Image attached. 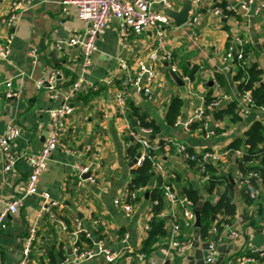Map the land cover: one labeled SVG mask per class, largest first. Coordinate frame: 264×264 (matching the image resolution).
<instances>
[{"label": "crops", "instance_id": "crops-1", "mask_svg": "<svg viewBox=\"0 0 264 264\" xmlns=\"http://www.w3.org/2000/svg\"><path fill=\"white\" fill-rule=\"evenodd\" d=\"M171 1L175 10H179L185 2ZM219 1L222 0H202V17L195 28L196 38L193 36L194 30L187 24L177 26L172 19L162 46L153 29L132 34L125 45L120 37L119 21L109 22L97 41V49L86 75L87 81L73 100L74 112L62 136L64 145L71 151L66 152L64 148L54 151L39 183V190L48 192L58 203L54 207V215L43 211L40 197L30 196L25 206L10 215L5 226L0 227V264L20 263L29 228L35 222H38L39 228L33 244L32 264H48L46 247L50 245H56L66 252L67 259L61 264H140L137 254L152 217L150 202L146 197L140 198L130 217L113 203L117 193L128 185L133 174L124 144L126 126L136 121L130 118L133 107L147 120L159 125L156 140L172 138L188 144L196 152L208 148L225 150L227 153L221 165L226 171L234 167L235 153L227 149L236 138L244 137L254 121L264 122L263 109H250L238 122L228 118L221 120L220 127H224V130L210 137L195 131L189 132L183 124L192 115L200 97L205 98L211 93L222 99L220 105L238 96L237 82L233 78L235 67L230 65L227 68L228 62L223 59L228 48L236 46V37L247 40L250 60L258 62L263 69L264 79V12L255 13L238 8L233 15L218 20L210 10ZM227 1L237 3L239 0ZM11 2L0 0V37L8 43V36L13 35L9 42V55L5 58L0 56V134L9 124L20 127L21 133L13 141L9 152L0 150V211L4 201L24 190L32 171L29 156L41 151L49 134L48 111L63 102L60 97L51 98L45 90L38 89L37 82L44 80L51 72L59 71L58 86L63 91L79 79L82 73V46H69L67 41L81 36L85 30L84 21L78 17L77 7L72 6L66 16L61 14V0L37 2L21 11L14 25L7 27L1 19L10 13ZM152 6L164 11L160 0H154ZM60 41L64 43L61 48L56 44ZM155 49L159 55L170 52L172 58L148 61L149 67L158 73L152 94L147 95L129 86L125 89L129 112L120 115L114 99L116 92L123 90L124 80L136 73L138 61L147 58ZM32 50L36 51L35 58L30 55ZM123 63L127 64V69ZM171 64L178 65L177 73L185 82L184 86L173 79ZM191 70H195L193 79L189 75ZM218 72L225 78L223 84L213 80ZM186 77L190 78V82L186 81ZM7 80H12L18 92L14 98H7L3 94L4 85L1 83ZM176 96L183 100L177 118L180 124L171 125L167 119L168 107ZM9 157L15 159V164L5 170ZM79 161L91 166V174L94 173L97 179L95 183L90 180L81 183L75 178L74 170ZM164 162L170 172L180 174L181 184H193L205 197L204 180L196 167L178 156H170ZM231 172L236 190L237 213L233 224L220 233V255L215 264H222L227 256L240 252L243 247L264 245V215L258 227L244 219L247 204L241 195L243 185L237 178V170ZM156 185L154 176L149 187ZM58 220L65 222L66 231ZM97 220H105L108 226L97 228L94 224ZM77 222L94 239L103 236L102 242L118 253L114 262H107L102 255L82 262L74 261ZM100 228L101 232L98 230ZM232 229L243 233L233 244L228 239ZM194 232L186 229L183 233L193 236L194 246L183 256L178 255L172 245L173 233L169 223L168 237L150 256L162 264H207V240L200 241Z\"/></svg>", "mask_w": 264, "mask_h": 264}, {"label": "built area", "instance_id": "built-area-1", "mask_svg": "<svg viewBox=\"0 0 264 264\" xmlns=\"http://www.w3.org/2000/svg\"><path fill=\"white\" fill-rule=\"evenodd\" d=\"M46 0H12L10 13L1 19V22L7 26L12 27L21 11L26 10L31 5L37 2H43ZM164 8H173L171 0H160ZM192 8L189 11V17L186 24L194 30L193 36L197 37V32L195 30L197 24L200 22L202 17V0H191ZM154 0H61V14L66 16L69 14V10L72 6L77 7L78 17L84 21L85 30L81 36L72 37L67 44L69 46L81 45L82 46V69L81 75L78 80L71 84L67 90L60 91L58 86L59 81V71H53L45 77L44 80L37 82V88L40 90H45L46 94L51 98L60 97L63 102L60 106L53 107L49 109L50 118V129L45 145L41 151L35 155L29 156V161L32 166L31 174L25 184L24 190L10 200L4 201V206L0 211V227L5 226L6 219L13 214H16L20 209H22L27 199L32 196H38L43 200V211L54 215V207L57 206V202L54 201L50 194L46 191L39 190V183L42 175L47 171L49 161L54 151L58 148H64L66 152H70L71 149L66 147L63 143L62 136L65 131L66 125L69 121V117L74 112L73 100L77 97L79 90L82 88L83 84L86 83V75L92 63V57L97 49V41L99 37L104 33L108 24L112 20H118L120 23V37L125 45L129 42V37L132 34H140L148 29H153L156 38L159 41L160 46L164 43V38L166 36V29L172 23V18L169 17L164 11H158L154 9L152 3ZM238 8L249 11L252 10L255 13L264 12V0H239L237 3H229L226 7L229 11H236ZM211 13L221 20L224 17H228L224 13V9L219 6H213L211 8ZM13 39V35L8 36V43L4 42L0 37V56L7 57L10 53L9 42ZM236 46H230L226 51L223 59L228 62L227 68L235 64L233 59L237 56L238 59H244L245 47L247 46V40L236 37ZM58 47H63V42L56 43ZM32 57H36V51H30ZM172 55L170 52L159 55L158 50H152V52L145 59H140L138 61V70L133 75L126 78L123 82V90H119L115 94V102L117 105V111L120 115H125L129 112V105L127 102L125 89L129 86L135 87L140 92L143 91L145 94H152V86L157 80L158 73L149 67L148 61H163L170 60ZM250 55L248 57V62H250ZM123 67L127 69V64L123 63ZM177 72L178 65L171 64L170 71ZM215 82L217 81L214 77ZM186 81L190 82V78L186 77ZM88 84V82H87ZM1 85H4L3 94L7 98H14L18 95V92L14 88L12 80H7ZM192 94L193 92L190 91ZM237 102L239 112L244 116L249 113L250 109L253 108V99L250 92H245L238 95L235 98ZM264 110V107L262 108ZM107 116V113H105ZM203 122V126L208 128V130L201 135L210 137L215 135V128L220 127V121L215 120L210 113H206V106L204 104V98L200 97L199 101L194 106V111L190 118L183 122L184 127L187 131L193 132L192 124ZM176 125L180 124V121L175 122ZM21 128L14 124H9L5 131L0 134V150L3 153L10 151L13 141L20 135ZM138 143L139 157L137 156L136 163L132 167H139L143 164L146 159H150L155 163L156 174L161 175L165 180L168 179L169 170L167 169L162 156L167 158L170 156H178L184 161L199 157V167L203 171L205 170V163L213 162L219 163L221 165L222 160L225 158L227 151L225 150H214L209 149L203 150L201 152L191 153L189 150V145L184 142L176 141L172 138L167 139L163 148V153L156 156V152L159 151L160 145L158 140L155 139L154 131L152 127H144L136 122V125L128 124L124 130V144L127 149ZM235 155L237 157H242L243 152L241 150H235ZM15 164L14 158H7L5 164V170L11 169ZM87 172H92L91 166L79 161L74 170V176L79 182L85 180H90L96 182V175L93 173L88 178H84V174ZM253 175L254 173H250ZM256 175V174H254ZM243 174L238 173V179L242 178ZM132 177L125 187H123L115 196L113 203L114 205L122 210L127 217L133 214L136 201L139 199L141 193L139 189L131 188ZM204 180V177L202 176ZM241 185L245 184V180L241 179ZM164 193L167 201L170 203L169 208L166 210L164 215H171L172 220L170 222L171 230L173 233L172 245L174 246L178 255L183 256L189 248L194 246L193 236L183 234L184 238H181V229L183 228L194 231L196 228V214L193 204L188 199H183L180 203L185 204V209L183 212L179 213L176 211V206L179 203L178 194L173 191L171 186L164 181L163 183ZM253 190L251 196H256L259 191ZM218 196L213 197V201L217 202ZM150 203V212L153 215L152 204ZM63 230H67L66 224L62 220H58ZM97 228L107 227L108 224L105 220L94 221ZM232 224H226V227H230ZM39 224L35 222L29 228L28 236L26 238V243L23 249V258L19 264H32V252L33 244L38 234ZM76 234L81 232L85 233L86 237L93 238L92 234L84 229L80 222L76 224ZM214 229V233H215ZM243 235L241 230L232 229L228 235L229 242L233 244L235 241L239 240ZM77 236L74 237V241ZM218 239L207 240L206 256L205 262L207 264H215L219 255L220 248ZM96 249L91 248L85 251H79L77 247H74V261L82 262L91 259L97 255H102L105 260L109 263L115 261L118 257V253L111 250L106 246L102 240L96 241ZM242 250H247L254 255H259L264 257V245L259 247H243ZM234 253L230 254L233 255ZM140 264H162L158 262L152 256H146L143 253L137 254ZM228 257V256H227ZM259 264L260 260L254 256L248 255L247 253L237 257L236 260L229 259L225 264Z\"/></svg>", "mask_w": 264, "mask_h": 264}, {"label": "trees", "instance_id": "trees-1", "mask_svg": "<svg viewBox=\"0 0 264 264\" xmlns=\"http://www.w3.org/2000/svg\"><path fill=\"white\" fill-rule=\"evenodd\" d=\"M228 4L229 2L227 0H222L216 2L214 5L223 8L224 13L227 16H230L233 15L235 11L227 10L226 7ZM249 55L250 48L246 46L244 59H238L237 56L234 57L233 63L235 64V71L233 78L237 82V88L239 91L238 95L250 92L253 99V108L262 109L264 107L263 69L260 67L258 62H248ZM189 75L190 78L193 79L195 70H191ZM216 76V80L219 83L223 84L225 82L223 74L218 72L216 73ZM221 100L222 99L217 96H213L211 93L208 94L204 98L206 113H210L212 117L218 121L228 118L232 122H238L243 119V115L239 112L235 98H233L232 101L219 105ZM182 105L183 100L181 97H173L168 107L167 119L169 124H175L181 113ZM132 109L133 111L130 113V118L135 119L136 122L138 121L139 124L144 127H152L154 135L157 136L160 131L159 125L153 121L147 120L139 113L136 107H133ZM192 129L193 131L198 130L203 134L208 130V128L203 126V122L192 124ZM222 130H224V127L215 128L216 134L222 132ZM158 143L160 145V149L156 152V156L163 153L166 140L159 139ZM139 148L140 145L135 143L127 149V158L130 162H133L139 154ZM189 150L191 153L195 152L192 148H189ZM227 150H229V152H234L235 150H241L243 152L242 157H237L235 155L234 167L228 171H226L223 165L210 161L205 163V170L202 171L198 163L199 157L194 160L188 159L185 161L192 167H196L201 176L204 177L205 197L200 195L199 190L196 189L193 184H181V176L177 172L169 171L170 175L167 180L161 177V175H157L155 163L150 159H146L141 166L132 168L133 178L131 180L132 182L130 187L139 189L141 193L139 199L145 198L146 192H148L149 202H155L152 204L153 215L148 224L147 235L142 241V245L138 253L150 256L164 243L165 238L168 237L169 223L172 220V216L170 214H162L169 208V204L167 205L168 201L164 193V181L167 182L173 191H175L179 196V203L176 206L177 212L181 213L185 209V204L180 203L183 199H188L193 204L195 209L198 208L200 210L201 225L194 229V233L198 236L199 240L206 241L211 238L218 239L222 230L226 228L225 225L233 224L232 221H234L237 213V204L235 202L236 190L235 185L230 178L233 174L231 171L235 169L238 173L243 174L241 179L246 181L241 190V195L244 197L247 204L243 217L255 227L260 225L261 218L264 215V122L261 120L254 121L245 132L244 137L236 138L229 145ZM166 158L167 157L164 156L162 157V160H165ZM250 173H254L256 175H251ZM154 176L156 178L157 185L155 187H149L150 181ZM260 188H262V190H260L256 196L252 197L251 192ZM178 191H181V196ZM207 195H210V197H206ZM216 196H218V200L217 202H214L213 197ZM213 217L215 218L213 219ZM214 229L216 230L215 233ZM98 230L101 232V228ZM185 231L186 229L183 228L182 225L181 238H184L183 233ZM79 234L77 239L74 241V247H77L80 252L91 248L96 249L97 246L95 243L97 239L101 240L103 238L102 235H99L97 239H94L86 237L83 232ZM245 253L259 259V264H264V257L254 255L247 250H241L238 253L229 255L222 262V264H225L229 259L236 260L237 257H240ZM46 257L48 258V264H61L67 259L66 252L61 248H57L56 245L46 247Z\"/></svg>", "mask_w": 264, "mask_h": 264}, {"label": "water", "instance_id": "water-1", "mask_svg": "<svg viewBox=\"0 0 264 264\" xmlns=\"http://www.w3.org/2000/svg\"><path fill=\"white\" fill-rule=\"evenodd\" d=\"M192 8V1L191 0H185L183 6L179 9V10H175V9H170V8H163V5L161 6V9L164 10V12L171 17L174 22L176 23L177 26H182L184 24H186V22L188 21V17H189V11ZM171 75L173 77V79L179 83L181 86L185 85V82L182 80V78L178 75L177 72L175 71H170ZM212 85V83H211ZM133 124H136V121H134ZM139 157V154L137 155ZM137 159H134L133 162H131V166H133L136 163ZM91 175V172H87L86 174H84V178H88ZM231 181L234 183V179L231 175ZM179 195L181 196L182 193L181 191H178ZM149 193L146 192V198H148ZM195 214H196V222L195 225L196 227H199L201 225V213L200 210L198 208L195 209ZM167 218V217H166ZM215 217H213L214 219ZM71 251V248H70ZM220 264V262H218Z\"/></svg>", "mask_w": 264, "mask_h": 264}]
</instances>
